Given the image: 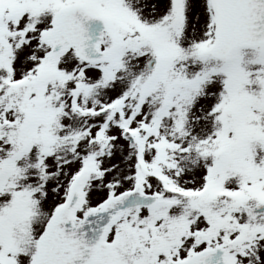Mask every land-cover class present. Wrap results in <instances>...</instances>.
I'll list each match as a JSON object with an SVG mask.
<instances>
[{"label": "snow or ice", "instance_id": "6c2138e0", "mask_svg": "<svg viewBox=\"0 0 264 264\" xmlns=\"http://www.w3.org/2000/svg\"><path fill=\"white\" fill-rule=\"evenodd\" d=\"M0 264H264V0H0Z\"/></svg>", "mask_w": 264, "mask_h": 264}]
</instances>
